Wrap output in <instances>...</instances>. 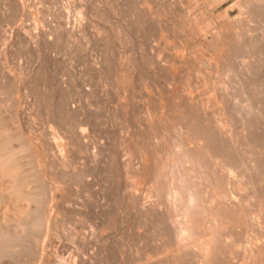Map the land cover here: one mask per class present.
I'll list each match as a JSON object with an SVG mask.
<instances>
[{
	"label": "rangeland",
	"instance_id": "374dc122",
	"mask_svg": "<svg viewBox=\"0 0 264 264\" xmlns=\"http://www.w3.org/2000/svg\"><path fill=\"white\" fill-rule=\"evenodd\" d=\"M241 1L0 0V144L8 142L9 149L18 151L19 156L30 155L29 158L24 157V160H29L31 157L35 159L34 176L32 175L34 180L35 173L39 169L34 155V146L31 144L32 141L36 143L34 138L45 132L49 126H53V129L62 133L66 128L80 123L81 119L88 118L86 125L88 127H85L89 134V153H96L98 159L97 167L92 171L94 176H91L93 179L97 176L93 187L90 190L84 186L81 188L75 179L73 162L78 157L77 160L82 161L88 152L79 151L78 146H73L66 139L64 155L67 163L73 164L63 167L65 170L62 167L48 169L50 177L62 183L57 184L63 196L60 189L52 193L50 190L52 179L42 176L44 200L39 206L40 209H37L38 212L35 204L28 206L26 202L15 201L12 198H7L5 204L0 205V244L3 240L5 243V234L10 235L8 241L13 235L15 238H12L16 242L15 245L12 241L11 244L9 243L7 247L12 245L10 249L4 245L6 254L4 256L1 254L0 264H73L78 254L92 258L85 262L77 261V264H134L133 261L137 255H141L146 250L156 249V244L152 243L154 236L149 225L135 217L134 212L123 202L122 197L113 192L114 178L105 173V156L114 153L123 140L133 138V141H130V152L127 156L133 159L135 167L139 166L141 150L147 152L150 146L146 138H139V141L136 139L140 133L145 135L142 132L145 118H141L142 103L139 101L143 90L147 89L156 93L159 89L164 95L169 96L175 83H178L180 79L184 82L187 76L195 74L196 65H199L202 59L198 58V53L200 51L208 53L204 44L206 40L212 38V34H197L192 28L194 25L190 24L192 18L195 19L197 26H205L210 22H213L216 27L232 23L235 25L234 32L239 33L241 39L258 35L259 19L249 18L244 7L241 6ZM147 8H150L151 15L144 13ZM183 45L187 46L186 50H183ZM178 50L186 51L183 64H179L176 59L180 55ZM151 55L160 56L162 63L167 66L176 65L177 76H173L168 70L158 71L161 76L159 73L154 75L148 64V58ZM253 58V53H245L243 57L236 60L233 71L229 72L222 67H212L208 74L211 79L217 76L220 80L227 81L226 84L230 89L235 88L240 85L235 74L244 71L240 63L244 61L250 63ZM119 59L121 62H126L123 71L119 69ZM257 77L263 84L264 65L259 68ZM125 85H128L129 94L135 96L133 102L129 101L127 116L122 112L121 101ZM116 104L118 109L117 106L115 107ZM153 107L154 109L159 107L157 102L153 104ZM238 109V105H233L230 110L236 113ZM242 119L222 118V123L229 134L233 135L234 129L238 128ZM252 119L256 124V134L262 137L260 151H264V118ZM259 178L262 179L264 186L263 168ZM5 179L7 178H0L2 190L4 184L8 187L10 183L8 179V181ZM35 182L28 188L32 194L39 191ZM121 183H126L125 178L121 179ZM151 185V181L148 180L139 187L138 192L145 200L155 197ZM106 190H109L111 196ZM51 195H55L53 201H51ZM106 197L109 201L112 199L110 203H114L115 200L118 205L114 203L113 208L114 204L109 205ZM77 201L83 204L79 214L72 211V206ZM119 206L122 207L120 210ZM27 207L35 215L33 217L32 214L30 220L40 215L42 218L49 217L48 222L45 221L46 227L30 230L29 225H22L20 217ZM52 207L55 210L52 211ZM104 208L110 213L106 212L108 213L106 214ZM121 212L126 214L125 217L124 215L122 217ZM128 216L131 217L129 222H132V216L135 218L134 224L128 222L133 225V228L127 223V219H130ZM245 221L249 223V226L243 240L248 242L252 238L258 239L259 236L256 228L251 224V218L247 217ZM122 222L129 226L127 228L126 225L129 237L126 235L125 224ZM110 225L113 227L111 228ZM131 229L134 231H130ZM117 230L120 234L123 233V236L117 234ZM147 230L151 235L146 233ZM15 235H17V241ZM111 235L113 238L110 237ZM114 235L119 236L114 237ZM118 238L126 242V246L123 245L125 242L121 243L125 249L122 252L118 248L121 242ZM121 244L119 247H122ZM118 252L124 255L128 252V254L121 257ZM244 264L253 263L246 261ZM256 264L264 263L256 261Z\"/></svg>",
	"mask_w": 264,
	"mask_h": 264
},
{
	"label": "bare ground",
	"instance_id": "6f19581e",
	"mask_svg": "<svg viewBox=\"0 0 264 264\" xmlns=\"http://www.w3.org/2000/svg\"><path fill=\"white\" fill-rule=\"evenodd\" d=\"M217 1L219 0H212V2ZM241 6L244 7L249 18L259 19L258 35L241 39L239 33L234 32L235 25L232 23L216 27L213 22H210L205 26H197L195 19L192 18L190 24L194 25L192 28L197 34H212V38L206 40L204 44L208 53L205 54L202 51L198 53V58L202 59L199 65H196L195 74L187 76L186 81L183 78L184 82L181 79L178 83L174 82L175 86L169 96L164 95L159 89L156 93L147 89L143 90L139 101L142 103L141 118H145L142 127V132L145 135L140 133L136 139L139 141V138L144 137L149 140L150 146L147 152L141 150L139 166L135 167L133 159L127 156V153L130 152V141H133V138L127 141L123 140L114 153L105 156V173L114 178L113 192L122 197L123 202L134 212L135 217L149 225L154 236L152 243L156 244V249L146 250L141 255H137L133 261L134 264H244L246 261L253 264H256V261L264 263V186L262 179L259 178L262 168L264 169V151H260L262 137L258 133L256 134V124L252 119L264 118V83L262 84L257 77L259 68L264 65V0H242ZM150 12V8L144 10V13H149V15H151ZM182 47L183 50L187 49L186 45ZM183 50H178L180 55L176 59L179 64L185 62L186 51L183 52ZM245 53H253L254 58L250 63L245 61L240 63V66L244 67V71L235 74L239 86L230 89L224 79V81L220 80L217 76L211 79L208 71L212 67H222L229 72L233 71L236 60L243 57ZM125 63V61L119 62L121 71L124 70ZM148 64L154 75L168 70L173 76H177V66H167L162 63L160 56L151 55L148 58ZM210 74L212 73L210 72ZM239 75H241L240 78ZM127 86L125 85L123 88L124 96L123 100L121 99L122 112L125 116L128 115L129 101L135 97L129 94ZM155 102L159 105L156 109L153 107ZM233 105L239 107L236 113L234 110H230ZM222 118L243 119L241 124H238V128L234 129L233 135H230L222 123ZM88 121V118L81 119L80 123L66 128L62 133L53 129V126H49L45 132L34 138L36 143L32 141L31 144L34 146V155L39 168L35 173L34 180L32 175L34 176L35 159L33 160L31 157L29 160H24V157L29 158L30 155L19 156L18 151L9 149L8 142L1 143L0 176L7 178L10 183H8V187L3 183V190L0 187V205L5 204L7 198H12L15 201L26 202L25 204L28 206L33 203L37 206L36 211L39 210V206L44 200L42 176L52 179L50 186L52 193L58 189L61 191L58 186L60 181L50 177L48 169L63 168L69 164L64 155L66 139L73 146H78L79 151L88 152L84 161L77 160L78 157L73 162V166L77 185L90 190L94 185V179H97V176L94 179L91 176H94L92 171L97 167L98 159L96 153H89V134L86 130ZM122 178H125L126 183H121ZM7 179L5 180L8 181ZM148 180L151 181L155 197L145 200L138 191L139 187ZM34 182L37 183L39 191L32 194L28 188ZM58 192L57 194H59ZM109 193L108 195L111 196ZM61 194L63 196L62 191ZM116 194L114 196H117ZM54 196L51 195V201ZM62 196L60 195V197ZM107 197L106 200H108ZM101 200L103 201V199ZM106 200L105 202L109 201ZM65 201L62 202L65 203ZM113 202L115 203V200ZM115 204L112 205L113 208ZM82 205L77 201L72 206V211L79 214ZM54 207L56 206L54 205ZM59 207L57 208L60 209ZM121 208L119 206V210ZM53 210L55 209L53 208ZM106 212L110 213L105 210ZM56 213L59 215L57 211ZM32 214L31 209L27 207L20 217L22 225H29L30 230L46 227L49 217L42 218L40 215L30 220ZM121 215L123 217L124 214L121 212ZM111 217H113L112 214ZM247 217L251 218V224L256 228L259 238H252L245 242L243 237L249 226V223L245 221ZM129 218L127 223L131 220V217ZM134 219L132 216V222L129 223L134 224ZM123 220L125 221V219ZM30 221L33 222L30 223ZM45 221L47 222L45 223ZM109 223L111 224V222ZM122 223L125 224V222ZM127 223L124 227L126 235L129 237L126 225L127 228L133 225L128 223V226ZM2 228L4 229V227ZM130 231H134V229ZM146 233L149 234V231ZM117 234H120L119 231ZM122 234L120 235L123 236ZM17 235H15L16 241ZM5 236L7 240L5 239V243L3 240L0 244V256L6 254L4 252L6 249H3L4 245L7 247L11 241L13 244L16 243L13 235L9 241L10 235L5 234ZM110 237L113 238L112 235ZM119 238L118 241H121ZM115 240L117 241V239ZM122 241L118 242L119 245ZM119 245L118 248L121 249V252L124 251L122 244V247ZM123 245L126 246V242ZM10 246L12 247V245ZM10 246L7 248L10 249ZM125 248L127 249V247ZM8 253L10 252L8 251ZM118 254L121 257L127 255L126 252V255L120 252ZM120 256L118 257L120 258ZM128 257L130 260V255ZM91 258L78 254L74 258L73 264H77V261L85 262Z\"/></svg>",
	"mask_w": 264,
	"mask_h": 264
}]
</instances>
